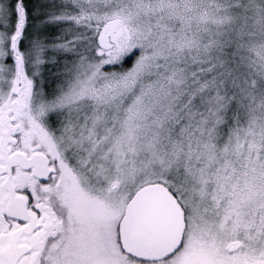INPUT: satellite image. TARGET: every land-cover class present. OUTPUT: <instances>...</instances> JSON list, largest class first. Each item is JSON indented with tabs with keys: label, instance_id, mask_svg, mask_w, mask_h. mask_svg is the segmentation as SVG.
Listing matches in <instances>:
<instances>
[{
	"label": "snow or ice",
	"instance_id": "1",
	"mask_svg": "<svg viewBox=\"0 0 264 264\" xmlns=\"http://www.w3.org/2000/svg\"><path fill=\"white\" fill-rule=\"evenodd\" d=\"M0 264H264V0H0Z\"/></svg>",
	"mask_w": 264,
	"mask_h": 264
}]
</instances>
